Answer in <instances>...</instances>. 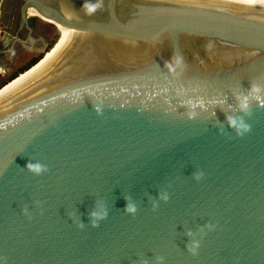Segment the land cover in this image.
<instances>
[{
	"label": "water",
	"instance_id": "obj_1",
	"mask_svg": "<svg viewBox=\"0 0 264 264\" xmlns=\"http://www.w3.org/2000/svg\"><path fill=\"white\" fill-rule=\"evenodd\" d=\"M19 1L0 55L73 39L0 97V264H264V3Z\"/></svg>",
	"mask_w": 264,
	"mask_h": 264
},
{
	"label": "flooded vegetation",
	"instance_id": "obj_2",
	"mask_svg": "<svg viewBox=\"0 0 264 264\" xmlns=\"http://www.w3.org/2000/svg\"><path fill=\"white\" fill-rule=\"evenodd\" d=\"M20 8L21 2L19 0H0V16L2 19L6 20L5 23L2 24V31L0 32L2 33L1 40L4 39L6 36L10 37L7 41V45L5 46V48H8L10 46V43L15 35H18L19 39L21 40L27 39L28 30L24 25L20 23ZM38 20L40 19L35 18L33 16H28V26L32 29L31 35L35 39L38 38L37 34L42 31V25L38 24ZM17 21L18 23L16 24ZM42 36L44 37L43 39L46 47H48L50 43L49 39L44 35ZM37 43L34 45V49L36 50H38L37 48H42V42L39 40L37 41ZM18 52H23L24 54L32 55V57H30L27 62H30L32 59L36 58L35 56L38 57L39 55V52L25 51L22 47H20L18 43H15L13 48L9 52L0 55V63L2 61H6L8 57Z\"/></svg>",
	"mask_w": 264,
	"mask_h": 264
},
{
	"label": "bare ground",
	"instance_id": "obj_3",
	"mask_svg": "<svg viewBox=\"0 0 264 264\" xmlns=\"http://www.w3.org/2000/svg\"><path fill=\"white\" fill-rule=\"evenodd\" d=\"M242 1H249V2H256V3H264V0H242ZM27 14L29 16L38 17L42 21L48 22L53 24L60 33V39L58 40L57 44L54 46L50 52L46 53L44 58L36 64L34 67H32L29 71L26 73L20 75L17 79L9 83L7 86H5L3 89L0 90V97H3L7 93H10L15 88L20 86L21 84L29 81L34 76L41 73L47 66H49L53 61L60 56L63 49L66 47L67 43L71 41L73 38V33L70 31L64 29L63 27H60L59 25L39 17V15L31 8L27 9Z\"/></svg>",
	"mask_w": 264,
	"mask_h": 264
},
{
	"label": "clouds",
	"instance_id": "obj_4",
	"mask_svg": "<svg viewBox=\"0 0 264 264\" xmlns=\"http://www.w3.org/2000/svg\"><path fill=\"white\" fill-rule=\"evenodd\" d=\"M103 3H104V0H96L95 3H93L92 0H85L84 4L82 5V8H85L87 10L88 15H95L98 11H100L103 8ZM165 66L166 67L168 66V62H166ZM251 91H252V93L257 94L255 96V99L259 102V106L264 108V98H261L259 96V93L262 91V89L258 85L253 84L251 87ZM247 108H248L247 97H245L244 102L241 105V110L245 111V110H247ZM228 123H229L230 127L236 129L237 135H239V136H242V135L250 132V130H251L250 125L244 124L243 122H241L238 126L237 122L232 118H228ZM26 169L30 173L37 175V176L41 175L43 172H45L47 170L40 163H32V162L27 163ZM164 199L167 200V197H164ZM125 211L128 213H134L136 210L132 205L129 204L126 206ZM92 215L94 217H96L97 219H103L104 218V216L97 217L96 213H93ZM92 227L96 228V227H98V224L93 223ZM194 247H198V245H194Z\"/></svg>",
	"mask_w": 264,
	"mask_h": 264
},
{
	"label": "rangeland",
	"instance_id": "obj_5",
	"mask_svg": "<svg viewBox=\"0 0 264 264\" xmlns=\"http://www.w3.org/2000/svg\"><path fill=\"white\" fill-rule=\"evenodd\" d=\"M5 21L6 20L2 19L0 16V32L2 31V26H3L2 24L5 23ZM37 22L39 25H42L41 26L42 31H40V33L37 34L38 35L37 39H43L44 37L42 35H44L45 37H47L49 39L50 42L53 39H55V45H56L58 40L60 39V33H59L58 29L51 23H48V22H45L42 20H38ZM17 23H18V21L16 22V24ZM1 35H2V33H0V40H1ZM41 42L43 43L44 39ZM55 45H53V47L50 50H52ZM37 49L40 50L41 47L37 48ZM50 50L48 52H50ZM39 55H41V53H39ZM44 56L42 57V59L44 58ZM30 57H32V55H29V54L27 55V54H24L23 52H18V53L11 55L10 57H8L6 59V61H2L0 63V84H2L4 81H6L10 75L15 73L16 71H18L22 67L26 66L29 62V61L27 62V60ZM35 57H37V56H35Z\"/></svg>",
	"mask_w": 264,
	"mask_h": 264
},
{
	"label": "trees",
	"instance_id": "obj_6",
	"mask_svg": "<svg viewBox=\"0 0 264 264\" xmlns=\"http://www.w3.org/2000/svg\"><path fill=\"white\" fill-rule=\"evenodd\" d=\"M55 43V39H53L48 47L47 50H49ZM42 57V54L39 55L38 57L32 59L26 66L22 67L21 69H19L18 71H16L15 73H13L12 75H10L8 77V79L6 81H4L2 84H0V88L2 86H4L5 84H7L8 82H10L12 79H14L15 77L19 76V74L23 73L24 71H26L28 68H30L33 64H35L40 58Z\"/></svg>",
	"mask_w": 264,
	"mask_h": 264
}]
</instances>
